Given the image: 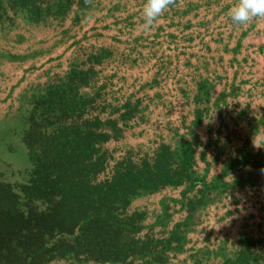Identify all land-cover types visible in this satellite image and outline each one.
I'll use <instances>...</instances> for the list:
<instances>
[{
    "label": "rangeland",
    "instance_id": "rangeland-1",
    "mask_svg": "<svg viewBox=\"0 0 264 264\" xmlns=\"http://www.w3.org/2000/svg\"><path fill=\"white\" fill-rule=\"evenodd\" d=\"M69 2L64 14L40 22H27L11 11L0 20L1 179L25 176L29 159L21 138L33 100L45 85L65 77L72 67L93 69L89 84L82 88L84 94L95 96L88 115L117 119L120 133L103 144L112 157L104 176L114 160L129 152L150 153L162 142L175 145L182 138L192 140L198 115L194 123L193 117L189 120L192 108L208 107L213 93L208 74L213 67H206L214 63L215 49L211 51L210 45L239 44L238 35L244 41L249 38V44L264 45V18L247 25L231 20L229 9L238 0H176L150 31L142 29L146 0ZM127 103L132 114L123 120ZM257 160L263 163L250 167L251 182L246 184L247 192H242L246 204L233 210L232 197L224 193L216 197V191L224 187L215 188L213 201L198 207L187 226L183 225V250L168 251L164 264H194L196 260L220 264L223 255L232 256L239 247L240 234L262 238L264 244V156ZM184 189L171 187L162 192L163 197L144 195L132 201L130 211H143L145 216L150 211L147 229L140 235L166 236L185 220L187 212L170 210L175 206L171 201H179ZM159 197L168 200L169 208ZM48 264L77 263L60 259ZM122 264L150 263L137 258Z\"/></svg>",
    "mask_w": 264,
    "mask_h": 264
},
{
    "label": "trees",
    "instance_id": "trees-1",
    "mask_svg": "<svg viewBox=\"0 0 264 264\" xmlns=\"http://www.w3.org/2000/svg\"><path fill=\"white\" fill-rule=\"evenodd\" d=\"M69 3L0 0V20L11 11L27 22H40L64 14ZM92 74L90 67L74 66L33 100L21 138L29 168L23 178H0V264H48L60 259L122 264L137 258L164 264L168 251L183 250V225L193 212L213 201L215 188L230 186L219 176L206 182L197 174L196 134L175 145L159 143L150 153L129 152L114 160L102 176L112 158L103 144L120 130L117 119L88 115L95 96L84 94L82 88ZM125 108L123 120L132 114L129 103ZM199 120L198 114L196 124ZM180 186H185L179 199L187 211L185 220L166 236L140 235L145 215L130 211L132 201ZM238 244L232 256L222 253L220 264H264L262 238L240 234Z\"/></svg>",
    "mask_w": 264,
    "mask_h": 264
},
{
    "label": "crops",
    "instance_id": "crops-1",
    "mask_svg": "<svg viewBox=\"0 0 264 264\" xmlns=\"http://www.w3.org/2000/svg\"><path fill=\"white\" fill-rule=\"evenodd\" d=\"M238 40L239 44L210 45L211 51L215 49L211 57L214 63L206 67H213L208 72L214 86L213 93L208 97V107H193L189 117V120L193 117V123L197 114L200 118L194 124V132L198 137L195 152L197 174L207 182H213L214 177L219 176L223 182L231 185L229 189L216 191V197L219 198L223 193L232 197L235 202L233 210L246 204L243 203L245 196L242 192L248 189L246 184L249 182L246 180L250 167L262 164L263 161L257 158L264 156V45H255V41L249 44V38L244 41L245 37L239 35ZM179 121H176V127L180 125ZM237 180L242 182L234 184ZM170 189L166 187L147 195L148 199L157 194L163 197L162 192ZM237 194L239 197H235ZM162 197H159V201L169 208V203H166L168 200ZM171 204L175 206L170 210L187 212L179 201H171ZM147 214L150 215V211ZM148 215L144 219V229Z\"/></svg>",
    "mask_w": 264,
    "mask_h": 264
},
{
    "label": "clouds",
    "instance_id": "clouds-1",
    "mask_svg": "<svg viewBox=\"0 0 264 264\" xmlns=\"http://www.w3.org/2000/svg\"><path fill=\"white\" fill-rule=\"evenodd\" d=\"M175 2L176 0H146L142 10L144 18L142 29L150 31L155 21ZM85 3L91 4L92 0H85ZM229 15L234 23L240 25H247L258 18H264V0H238L229 9Z\"/></svg>",
    "mask_w": 264,
    "mask_h": 264
}]
</instances>
